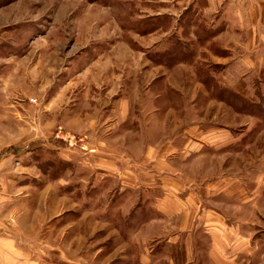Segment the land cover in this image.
<instances>
[{
	"label": "rangeland",
	"instance_id": "obj_1",
	"mask_svg": "<svg viewBox=\"0 0 264 264\" xmlns=\"http://www.w3.org/2000/svg\"><path fill=\"white\" fill-rule=\"evenodd\" d=\"M191 1L0 0V151L11 153L1 222L18 260L141 264L177 233L182 222L165 220L123 238L65 200L69 168L118 161L225 219L244 242L232 264H264V0H236L248 4L246 33L227 29L240 21L235 0L208 16L186 12ZM219 21L227 30L215 35ZM195 236L193 264H214L208 236Z\"/></svg>",
	"mask_w": 264,
	"mask_h": 264
},
{
	"label": "crops",
	"instance_id": "obj_2",
	"mask_svg": "<svg viewBox=\"0 0 264 264\" xmlns=\"http://www.w3.org/2000/svg\"><path fill=\"white\" fill-rule=\"evenodd\" d=\"M223 1L225 0H192L185 10L188 9L186 12L194 15L202 13L208 16L213 15L215 12L216 14L222 12L221 14L226 15L227 13L224 12L225 9L222 7ZM228 9L229 14L239 15L240 21L238 20L239 22H237V20L230 18V22L227 21L228 28H223L222 20L219 21L218 24L212 26L215 31L217 30L215 35L226 28L240 31L241 33L249 32L250 27L253 29V24L249 25L248 20L242 17L249 12L248 4L246 6L240 2L238 4L235 0ZM224 53L233 56L230 52L226 51ZM228 59L230 65L233 63V66L234 64L246 66L247 61H244V59H231L229 57ZM229 71V67H225V77L228 76ZM257 71L259 73L258 69ZM240 72L241 75L239 76L238 74L237 77L242 79L247 72L246 74L242 71ZM25 147L27 148L28 145ZM5 154L10 155L11 153L0 151L1 163L2 159L7 157ZM42 159V157H36L35 161L39 164ZM47 159L49 163V158ZM94 163L98 164L96 160H94ZM112 164H109V166H105L102 163L96 166L85 164V166L81 165L78 168H69L65 171L62 192L65 200L74 204L81 213L94 215L95 218L101 220L104 224L111 226L123 238L130 237L135 227L144 226L146 230L154 223H161L165 220V225L175 224L178 221L182 222L177 233L169 234L167 239L154 243L153 249L146 251V254L143 252L145 256L141 257L138 263L154 264L157 259L155 256H160V253L164 251L160 258V261L164 264H193L195 262L194 257L192 258L193 252L198 243L197 241L200 239V237L195 235L199 232H204L209 240V254L212 253V250L217 253V256L213 257L211 254L212 262L214 264H232L234 260L233 251L238 245L239 247L242 246L241 244L244 242L239 241L238 233L227 225L225 219L208 215L206 212L201 213V206L195 204L191 196H189L190 202L188 205L174 201L173 197H169L171 191L168 193L170 189L164 179H153L154 183L152 181L147 184L142 181L139 183V181H136V176L139 173L135 169L132 173L130 165L118 161L112 162ZM4 167L6 166L0 164V176L8 173ZM68 172L71 174L70 179L67 178ZM47 175L49 180L60 181L62 179L53 178L54 168L50 166L47 169ZM142 187L144 190L136 198L134 192L138 190L139 193ZM184 188L183 184L182 187L175 189L177 192L179 191V196L181 192H184ZM8 189V184L5 186L0 183V264H20L23 259L18 260L17 258L20 257H17L16 249L14 251L11 249L13 244L7 240L10 235L9 230L1 222V217H5L4 215L9 207ZM154 190H158L159 195ZM16 212L17 219L20 221L19 210H16ZM21 215H23L22 212ZM205 227H208V230H205ZM186 232L189 243H186L187 240L184 243L182 238L179 239V233ZM176 254L181 258L178 259ZM23 264L25 263L23 262Z\"/></svg>",
	"mask_w": 264,
	"mask_h": 264
}]
</instances>
